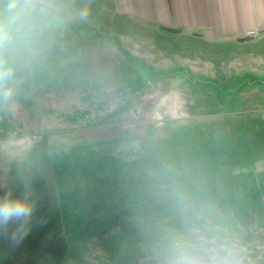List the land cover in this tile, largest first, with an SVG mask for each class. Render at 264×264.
<instances>
[{
  "label": "rangeland",
  "instance_id": "1",
  "mask_svg": "<svg viewBox=\"0 0 264 264\" xmlns=\"http://www.w3.org/2000/svg\"><path fill=\"white\" fill-rule=\"evenodd\" d=\"M62 6L0 104V197L34 209L19 244L0 231V264H167L192 231L264 264V30L210 41L113 0Z\"/></svg>",
  "mask_w": 264,
  "mask_h": 264
},
{
  "label": "clouds",
  "instance_id": "2",
  "mask_svg": "<svg viewBox=\"0 0 264 264\" xmlns=\"http://www.w3.org/2000/svg\"><path fill=\"white\" fill-rule=\"evenodd\" d=\"M62 0H0V104L15 95L17 61L34 55L62 23ZM33 206L27 197H0V231L10 243L28 235ZM167 264H235L227 245L192 231L171 241Z\"/></svg>",
  "mask_w": 264,
  "mask_h": 264
},
{
  "label": "crops",
  "instance_id": "3",
  "mask_svg": "<svg viewBox=\"0 0 264 264\" xmlns=\"http://www.w3.org/2000/svg\"><path fill=\"white\" fill-rule=\"evenodd\" d=\"M117 9L164 28L228 41L264 30V0H113ZM257 31V32H258Z\"/></svg>",
  "mask_w": 264,
  "mask_h": 264
},
{
  "label": "built area",
  "instance_id": "4",
  "mask_svg": "<svg viewBox=\"0 0 264 264\" xmlns=\"http://www.w3.org/2000/svg\"><path fill=\"white\" fill-rule=\"evenodd\" d=\"M258 31V30H257ZM256 30H250L247 32V34H254L255 32H257Z\"/></svg>",
  "mask_w": 264,
  "mask_h": 264
},
{
  "label": "trees",
  "instance_id": "5",
  "mask_svg": "<svg viewBox=\"0 0 264 264\" xmlns=\"http://www.w3.org/2000/svg\"><path fill=\"white\" fill-rule=\"evenodd\" d=\"M50 230H52V229H50Z\"/></svg>",
  "mask_w": 264,
  "mask_h": 264
}]
</instances>
